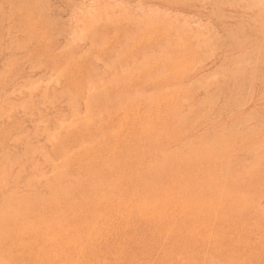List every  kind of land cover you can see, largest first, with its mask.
I'll return each instance as SVG.
<instances>
[{
	"label": "rangeland",
	"instance_id": "1",
	"mask_svg": "<svg viewBox=\"0 0 264 264\" xmlns=\"http://www.w3.org/2000/svg\"><path fill=\"white\" fill-rule=\"evenodd\" d=\"M263 3L0 0V264H264Z\"/></svg>",
	"mask_w": 264,
	"mask_h": 264
},
{
	"label": "bare ground",
	"instance_id": "2",
	"mask_svg": "<svg viewBox=\"0 0 264 264\" xmlns=\"http://www.w3.org/2000/svg\"><path fill=\"white\" fill-rule=\"evenodd\" d=\"M264 4V3H263ZM84 7H85V5H84ZM94 11V10H93ZM94 19V18H93ZM230 27V26H229ZM61 30V29H60ZM59 30V31H60ZM64 30V29H63ZM208 30V29H207ZM73 31H75V30H73ZM63 32V31H62ZM76 32V31H75ZM206 33H208V32H206ZM77 34V33H76ZM249 35V34H248ZM245 36V35H244ZM14 43V42H13ZM22 44V43H21ZM39 67V66H38ZM59 73V72H58ZM58 75V74H57ZM222 77V76H221ZM53 78H57V77H53ZM52 78V79H53ZM52 79H51V82H52ZM79 79V78H78ZM203 81V80H202ZM48 82V81H47ZM83 92V91H82ZM33 94V93H32ZM69 104V103H68ZM85 113V112H84ZM49 121V120H48ZM61 123V122H60ZM63 124V123H62ZM88 128V127H87ZM140 129V128H139ZM151 131V130H150ZM38 136H40V135H38ZM54 139V138H53ZM149 141V140H148ZM147 141V142H148ZM157 146V145H156ZM37 147V146H36ZM32 151V150H31ZM227 164V163H226ZM246 173V172H245ZM228 174V173H227ZM4 175V174H3ZM209 193V192H208ZM205 196V195H204ZM189 198V197H188ZM218 200V199H217ZM200 204V203H199ZM181 212V211H180Z\"/></svg>",
	"mask_w": 264,
	"mask_h": 264
}]
</instances>
